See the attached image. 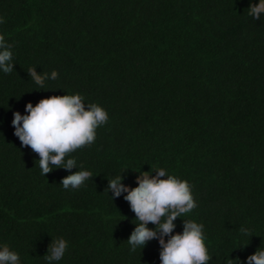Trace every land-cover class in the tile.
Masks as SVG:
<instances>
[{"label": "trees", "instance_id": "trees-1", "mask_svg": "<svg viewBox=\"0 0 264 264\" xmlns=\"http://www.w3.org/2000/svg\"><path fill=\"white\" fill-rule=\"evenodd\" d=\"M258 3L0 0V34L14 54V71L0 70V246L20 264H48L57 238L68 249L54 264H161L156 239L131 250L138 221L127 193L112 199L106 189L121 174L135 188L140 172L164 168L192 185L197 203L173 234L183 220L203 224L208 264H247L264 249V14H248ZM32 67L58 79L41 89ZM75 94L109 119L66 157L77 169L43 176L38 154L14 135L13 113ZM79 170L93 179L65 190L62 179Z\"/></svg>", "mask_w": 264, "mask_h": 264}, {"label": "clouds", "instance_id": "clouds-1", "mask_svg": "<svg viewBox=\"0 0 264 264\" xmlns=\"http://www.w3.org/2000/svg\"><path fill=\"white\" fill-rule=\"evenodd\" d=\"M249 15L261 19L264 14V0L249 5ZM0 18V24L5 23ZM13 44L7 42L5 35L0 34V70L5 74L14 71ZM28 74L41 89L48 79H58L55 70L48 73H37L36 67L28 69ZM54 90V89H53ZM27 114L13 113L12 126L14 135L21 145L30 147L39 156L41 174L46 176L54 169L71 171L77 169V160L70 157L77 149L90 146L96 139V130L109 119L107 111L96 103H85L80 94L51 96L41 99L35 106H25ZM83 169V165H79ZM151 172H140L136 177L137 187L130 188L122 181L123 175L108 179L107 191L112 199L120 197L130 205L138 221L127 242L132 251L144 248L153 239L160 245L161 264H208L212 259L205 245L204 225L194 220H183L182 233L173 234L178 217L190 213L197 207L192 194V185L168 174L164 168ZM93 179L88 170L72 172L64 177L60 184L65 190H78L86 181ZM123 216V215H122ZM126 219V217H125ZM124 220V219H123ZM155 228H149V224ZM240 233L252 236L251 230L241 227ZM167 237V241H165ZM247 246V245H245ZM68 249V242L63 238L52 240L44 256L48 264L60 261ZM0 264H20L18 252L8 245L0 246ZM226 264H241L239 259L228 258ZM247 264H264V249L260 248L247 257Z\"/></svg>", "mask_w": 264, "mask_h": 264}]
</instances>
